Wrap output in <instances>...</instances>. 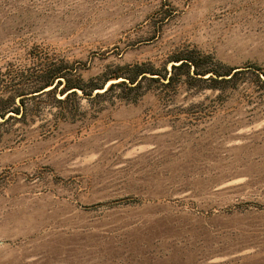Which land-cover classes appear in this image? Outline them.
Here are the masks:
<instances>
[{
	"label": "rangeland",
	"instance_id": "obj_1",
	"mask_svg": "<svg viewBox=\"0 0 264 264\" xmlns=\"http://www.w3.org/2000/svg\"><path fill=\"white\" fill-rule=\"evenodd\" d=\"M188 55L264 72V0H0V264H264V87Z\"/></svg>",
	"mask_w": 264,
	"mask_h": 264
},
{
	"label": "trees",
	"instance_id": "obj_2",
	"mask_svg": "<svg viewBox=\"0 0 264 264\" xmlns=\"http://www.w3.org/2000/svg\"><path fill=\"white\" fill-rule=\"evenodd\" d=\"M176 62L177 63H175L172 67L174 75L170 78V81L168 84L173 82L175 80V77L179 76V72L185 69L186 70L185 74H187L190 79L196 80V81L201 80V81L207 82L210 88L212 89L224 90L226 89L228 85L236 84L239 78L246 74L255 75L259 83L264 87V72L260 67L254 64L246 66V67L235 68V69H231L226 72H223L222 65L214 64V63L209 64L210 62H208L207 57H195V56L188 55V56H183L181 58H177ZM192 68L194 69L193 74L191 73ZM210 73L211 75L209 77L203 78L204 76ZM150 75L155 76L156 74H150ZM62 76L66 77L67 79L65 90L70 91V93L66 96L67 98H69L72 94H77V89L85 91V92L87 91L83 86H81L78 83H75L74 80L69 78L68 74L62 73L58 69H52L50 72H48V74L44 76V79L47 81V83L45 84V86H43V88L40 91H44L49 87H53V89L56 88L57 85H55V82L57 79H59ZM148 79L160 82L158 78L147 77V74L142 77V81L148 80ZM59 83L61 85L63 82L59 81ZM133 83L135 84L136 80ZM163 84L166 86L165 83ZM124 86H128V83L126 81L112 84L108 88V90L105 91L104 93H107L109 90H112L116 87H124ZM136 86L138 87L139 83H136ZM102 87H104V85ZM97 89H100V88H95L94 90L91 91V94L89 95H93V93ZM43 93L47 94L46 91H44ZM98 96H102V94L98 93L95 95V97H98ZM60 101L63 102L65 100H60ZM0 116L2 118H5L6 113L0 111ZM13 118L15 117L10 116L5 120V122H8L10 119H13Z\"/></svg>",
	"mask_w": 264,
	"mask_h": 264
}]
</instances>
